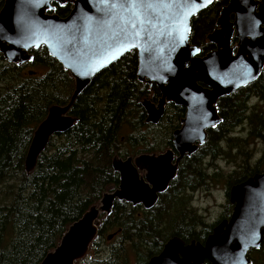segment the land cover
Returning <instances> with one entry per match:
<instances>
[{"label": "trees", "instance_id": "16d2710c", "mask_svg": "<svg viewBox=\"0 0 264 264\" xmlns=\"http://www.w3.org/2000/svg\"><path fill=\"white\" fill-rule=\"evenodd\" d=\"M228 2L214 0L191 20L190 42L202 55L215 48L207 35ZM3 5L0 0V10ZM72 7L56 3L54 12L65 17ZM30 52L33 60L23 64L8 62L0 53V264H41L69 226L119 185L113 158L172 147L173 132L185 115V107L170 103L157 125L146 122L141 101H157L161 92L138 80V52L131 50L95 75L71 109L75 125L51 137L28 174L25 161L36 128L52 105L69 102L75 87L70 72L46 47ZM255 98L259 102L251 104ZM218 111L221 123L208 129L206 142L181 161L157 204L147 210L116 200L112 212L101 217L90 247L99 251L98 260L90 259L89 250L90 257L78 264H148L172 237L203 243L219 221L230 218V188L264 172V148L253 164L249 150L250 141L264 145V69L256 81L220 98ZM239 126L246 132L237 133ZM217 158L239 168L225 175ZM221 181L227 186V205L220 219L209 224L193 206V195ZM249 258L251 264H264V241L259 250H250Z\"/></svg>", "mask_w": 264, "mask_h": 264}, {"label": "water", "instance_id": "95a60500", "mask_svg": "<svg viewBox=\"0 0 264 264\" xmlns=\"http://www.w3.org/2000/svg\"><path fill=\"white\" fill-rule=\"evenodd\" d=\"M66 2L73 5L67 16L54 12L56 3ZM213 2L171 0L158 6V18L144 26L132 46L121 48L120 29L130 13L114 8L112 0H4L0 10L3 57L23 64L33 60L31 49L44 46L75 82L69 102L52 105L36 128L25 161L28 174L35 170L51 137L75 125L71 109L95 75L131 50L138 52V80L155 84L161 92L157 101L148 97L141 101L146 122L157 125L170 103L185 107L181 126L173 132L172 147L161 153L113 158L119 185L69 226L41 264H76L83 259L98 235L100 216L110 214L116 200L153 208L176 178L181 161L206 142L208 129L221 123L219 99L261 75L264 0H229L207 35L215 48L202 55L200 47L190 42L191 20ZM229 200L233 204L230 218L218 222L205 242L186 243L174 236L148 264H250V250H259L264 241V172L234 184Z\"/></svg>", "mask_w": 264, "mask_h": 264}, {"label": "rangeland", "instance_id": "374dc122", "mask_svg": "<svg viewBox=\"0 0 264 264\" xmlns=\"http://www.w3.org/2000/svg\"><path fill=\"white\" fill-rule=\"evenodd\" d=\"M258 102L259 100L257 98L251 100V104H255ZM244 129H245L244 126H239L236 132L237 133H243V131L246 132V130ZM169 148H166L165 150ZM263 148L264 145L259 140L255 142L250 141L249 150L252 154V159H251L252 164L261 158V151L263 150ZM165 150H163L162 152H164ZM215 163L217 164L218 167L224 170L225 175L239 168L234 162H229V160H226L225 158H217ZM226 191H227L226 183L224 181H221L219 183L214 184L208 190H198L194 193L193 206L198 210L199 214L203 217L205 222L209 224L216 223L220 219L221 214L223 213V211L225 210V206L227 205ZM103 215L105 214H102L100 216V220ZM96 249L90 250L89 254H92L91 257L88 255L90 259H96L94 261H97L98 260L97 258L100 255L99 251ZM78 263L79 262H77L76 264Z\"/></svg>", "mask_w": 264, "mask_h": 264}, {"label": "snow or ice", "instance_id": "6c2138e0", "mask_svg": "<svg viewBox=\"0 0 264 264\" xmlns=\"http://www.w3.org/2000/svg\"><path fill=\"white\" fill-rule=\"evenodd\" d=\"M170 2L171 0H112L114 8L119 7L130 13L123 19V26L120 29L123 39L118 41L119 46L121 48L126 44L132 46V43L140 37L144 26L152 24L153 19L158 18L156 8Z\"/></svg>", "mask_w": 264, "mask_h": 264}, {"label": "flooded vegetation", "instance_id": "af4514ba", "mask_svg": "<svg viewBox=\"0 0 264 264\" xmlns=\"http://www.w3.org/2000/svg\"><path fill=\"white\" fill-rule=\"evenodd\" d=\"M251 264V263H250Z\"/></svg>", "mask_w": 264, "mask_h": 264}]
</instances>
